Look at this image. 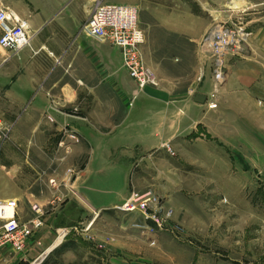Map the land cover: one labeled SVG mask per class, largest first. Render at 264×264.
Returning <instances> with one entry per match:
<instances>
[{"label":"crops","instance_id":"obj_1","mask_svg":"<svg viewBox=\"0 0 264 264\" xmlns=\"http://www.w3.org/2000/svg\"><path fill=\"white\" fill-rule=\"evenodd\" d=\"M1 1L23 21L29 46L15 53L0 48V125L8 128L6 140L12 142L3 146L2 156L10 151L15 158L8 173L3 170L6 158L0 159V182L9 188L0 199L17 200L20 222L34 216L32 205L42 210V226L26 241L23 253L10 256L8 247L0 250V264H17L27 260L39 242L76 244L66 235L68 229L63 236L57 228L79 219L78 198L35 179L37 163L45 162L39 140L58 136L62 161L57 170L75 169L74 191L83 199L88 194L100 199L98 167L110 166L102 158L106 153L155 146L167 129L170 136L177 134V103L198 86L185 80L191 71L200 70L203 79L200 90L190 95L191 104L185 101L183 106H202L192 99L210 87L208 70L200 68L199 40L209 22L218 19L216 7L225 0H102L132 6L138 14L142 58L158 79L157 87L139 91L121 68L117 49L81 31L90 17V0ZM250 33L239 57L225 64L221 96L231 94L235 82L244 78L251 90L264 96V30ZM116 102L125 112L114 110ZM15 143L23 150L13 152Z\"/></svg>","mask_w":264,"mask_h":264},{"label":"rangeland","instance_id":"obj_2","mask_svg":"<svg viewBox=\"0 0 264 264\" xmlns=\"http://www.w3.org/2000/svg\"><path fill=\"white\" fill-rule=\"evenodd\" d=\"M216 9L218 19L209 25L237 22L249 37L250 31L264 30V0H225ZM200 51V68L210 74L208 55ZM202 79L200 70L185 78L198 86L177 103L176 135L166 128L155 146L102 157L110 166L98 167L101 197L96 201L74 191L75 169L57 170L61 139L39 140L45 162L37 163L35 179L78 198L79 219L57 228L59 234L68 229L76 244L39 242L17 264H264V96L244 78L231 94L221 96L219 90L212 110L204 103L183 106ZM119 106L116 102L114 110L125 112ZM7 131L0 125V159L6 158L8 173L15 158L10 151L2 156L3 146L12 144ZM12 150L23 148L15 143ZM1 182L0 196L9 191ZM131 201L136 209L127 211Z\"/></svg>","mask_w":264,"mask_h":264},{"label":"built area","instance_id":"obj_3","mask_svg":"<svg viewBox=\"0 0 264 264\" xmlns=\"http://www.w3.org/2000/svg\"><path fill=\"white\" fill-rule=\"evenodd\" d=\"M90 1L92 3L90 17L81 27V31L89 38L117 49L121 68L138 91L144 87H157V77L142 58L141 46L144 37L138 27V14L135 8L124 4H105L102 0ZM248 37L244 26L230 21L224 26L210 24L199 40V49L208 55L210 65V87L204 95V105L208 110L214 109L217 105L218 93L225 80L227 60L240 55ZM23 46H29L26 26L22 20L16 19L13 11L0 0V48L15 53ZM133 100L129 98L130 106ZM48 183L54 185L52 180ZM135 202H128L124 208L127 211L136 209ZM144 202L141 205L142 209L146 206ZM16 208L17 200L0 199V250L8 246L12 252L22 251L29 237L42 226L40 221L42 210L39 207L31 206L34 216L25 222L18 220ZM64 234L65 232L58 233L65 236Z\"/></svg>","mask_w":264,"mask_h":264},{"label":"water","instance_id":"obj_4","mask_svg":"<svg viewBox=\"0 0 264 264\" xmlns=\"http://www.w3.org/2000/svg\"><path fill=\"white\" fill-rule=\"evenodd\" d=\"M193 101L197 104V103H199V104H203L204 103V96H202V95H199V94H197V95H195L193 98Z\"/></svg>","mask_w":264,"mask_h":264},{"label":"bare ground","instance_id":"obj_5","mask_svg":"<svg viewBox=\"0 0 264 264\" xmlns=\"http://www.w3.org/2000/svg\"><path fill=\"white\" fill-rule=\"evenodd\" d=\"M134 99V97H132Z\"/></svg>","mask_w":264,"mask_h":264}]
</instances>
